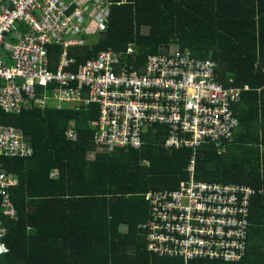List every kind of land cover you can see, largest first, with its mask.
Returning a JSON list of instances; mask_svg holds the SVG:
<instances>
[{"label": "trees", "instance_id": "16d2710c", "mask_svg": "<svg viewBox=\"0 0 264 264\" xmlns=\"http://www.w3.org/2000/svg\"><path fill=\"white\" fill-rule=\"evenodd\" d=\"M107 24L96 41L84 37L86 44L69 48L74 69L110 48L134 44L129 62L143 66L149 55L178 46L213 60L223 86L249 87L235 106L240 125L227 152L201 146L194 173L200 181L263 191L252 199L246 256L237 263L186 262L149 252L140 228L149 217L143 194L187 181L192 151L165 149L167 128L155 125L140 148L100 153L89 125L99 107L52 105L19 114L0 108V125L21 128L34 148L29 158L0 156L18 180L10 190L17 220L3 215L0 198L8 228L0 264H264V0H127L111 7ZM62 52L61 45L48 46L51 68ZM55 88L45 91L53 96ZM71 127L76 140L66 135Z\"/></svg>", "mask_w": 264, "mask_h": 264}, {"label": "built area", "instance_id": "2783aa9c", "mask_svg": "<svg viewBox=\"0 0 264 264\" xmlns=\"http://www.w3.org/2000/svg\"><path fill=\"white\" fill-rule=\"evenodd\" d=\"M127 0H0V108L9 114L56 106L78 110L97 105L90 120L100 153L140 148L148 128H167L164 148L189 149V179L175 190L143 194L149 217L140 228L148 251L159 257L237 263L247 253L251 203L263 194L246 184L211 183L195 178L199 148L210 144L226 153L240 121L235 106L242 92L216 80L217 64L171 46L149 55L143 66L129 62L126 51L107 49L73 68L69 48L86 44L80 37L90 21L104 32L110 6ZM11 36V37H9ZM63 47L58 64L50 67L48 46ZM135 60V59H134ZM232 81V80H231ZM55 84L53 96L46 88ZM67 137L77 139L69 128ZM34 148L21 128L0 125V156L29 158ZM95 152L92 154L94 157ZM57 171L53 173L56 175ZM15 175L0 164L3 215L18 219L11 188ZM8 228L0 219V255L6 251Z\"/></svg>", "mask_w": 264, "mask_h": 264}, {"label": "rangeland", "instance_id": "374dc122", "mask_svg": "<svg viewBox=\"0 0 264 264\" xmlns=\"http://www.w3.org/2000/svg\"><path fill=\"white\" fill-rule=\"evenodd\" d=\"M96 23L94 21H90L88 24H87V32L90 33V36H89V40L91 42H94L97 40L98 38V31H96ZM92 155H89V159L92 160ZM123 230H125V228H123Z\"/></svg>", "mask_w": 264, "mask_h": 264}, {"label": "crops", "instance_id": "0c3cea01", "mask_svg": "<svg viewBox=\"0 0 264 264\" xmlns=\"http://www.w3.org/2000/svg\"><path fill=\"white\" fill-rule=\"evenodd\" d=\"M112 6H114V5H112ZM112 6H110V10H111V7ZM107 25L108 24H106V28H107ZM106 30V29H105ZM103 32H101V31H98V36L99 35H101ZM90 36V33H86V32H84V34L83 35H81L80 37H89ZM86 43H87V41H86ZM149 129V128H148Z\"/></svg>", "mask_w": 264, "mask_h": 264}]
</instances>
